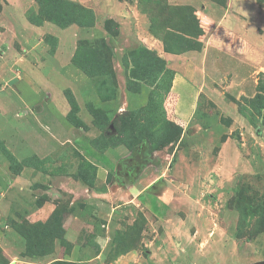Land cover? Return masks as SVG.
Wrapping results in <instances>:
<instances>
[{"label":"rangeland","instance_id":"rangeland-1","mask_svg":"<svg viewBox=\"0 0 264 264\" xmlns=\"http://www.w3.org/2000/svg\"><path fill=\"white\" fill-rule=\"evenodd\" d=\"M263 262L264 0H0V264Z\"/></svg>","mask_w":264,"mask_h":264},{"label":"crops","instance_id":"crops-1","mask_svg":"<svg viewBox=\"0 0 264 264\" xmlns=\"http://www.w3.org/2000/svg\"><path fill=\"white\" fill-rule=\"evenodd\" d=\"M233 3V2H232ZM233 4H231V6H232ZM206 10V9H205ZM231 16L229 15V13H228V18H230ZM232 24V23H231ZM158 200V199H157ZM157 205V204H156Z\"/></svg>","mask_w":264,"mask_h":264},{"label":"trees","instance_id":"trees-1","mask_svg":"<svg viewBox=\"0 0 264 264\" xmlns=\"http://www.w3.org/2000/svg\"><path fill=\"white\" fill-rule=\"evenodd\" d=\"M111 23H112V21H108L107 25H108V24H111Z\"/></svg>","mask_w":264,"mask_h":264},{"label":"water","instance_id":"water-1","mask_svg":"<svg viewBox=\"0 0 264 264\" xmlns=\"http://www.w3.org/2000/svg\"><path fill=\"white\" fill-rule=\"evenodd\" d=\"M260 264H264V262L263 263H260Z\"/></svg>","mask_w":264,"mask_h":264}]
</instances>
